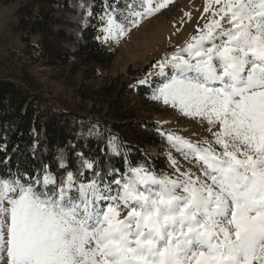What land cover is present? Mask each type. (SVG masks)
I'll return each mask as SVG.
<instances>
[{
    "label": "snow or ice",
    "instance_id": "6c2138e0",
    "mask_svg": "<svg viewBox=\"0 0 264 264\" xmlns=\"http://www.w3.org/2000/svg\"><path fill=\"white\" fill-rule=\"evenodd\" d=\"M171 3L105 0L96 38L118 42ZM201 19L136 82L206 122L211 139L199 143L157 129L199 174L171 154L174 173L131 161L116 137L106 150L122 168L71 143L56 156L59 175L44 163L32 173L9 167L0 175V264H264V0H205Z\"/></svg>",
    "mask_w": 264,
    "mask_h": 264
},
{
    "label": "trees",
    "instance_id": "16d2710c",
    "mask_svg": "<svg viewBox=\"0 0 264 264\" xmlns=\"http://www.w3.org/2000/svg\"><path fill=\"white\" fill-rule=\"evenodd\" d=\"M87 1L28 0L17 12L18 29L31 54L35 53L47 68L63 71L71 79L80 75L85 82L108 72L116 58V53L96 38L101 35L99 15L105 0ZM129 2L139 5L141 0H120L121 7ZM81 5L90 7L93 16L88 17ZM144 76L118 78L99 88H81L78 96L83 103L92 102L105 112L100 119L69 110L62 102L61 106L46 102L28 87L0 80V145H7L6 152L0 150V175L9 167L13 172L19 167L32 173L41 163L59 175L56 156L70 143L86 155L98 157L102 167L110 164L122 168L121 156L106 150L111 137L118 138L121 153L129 160H147L157 171L172 173L165 141L154 122L162 110L151 104V87L136 83ZM68 158L70 169L79 175L75 155L69 153Z\"/></svg>",
    "mask_w": 264,
    "mask_h": 264
},
{
    "label": "rangeland",
    "instance_id": "374dc122",
    "mask_svg": "<svg viewBox=\"0 0 264 264\" xmlns=\"http://www.w3.org/2000/svg\"><path fill=\"white\" fill-rule=\"evenodd\" d=\"M27 1L0 0V80L28 87L30 92L42 96L46 102L58 106L62 102L67 109L92 119H100L105 112L93 106L92 102L83 103L78 96L81 88H99L103 84L110 85L118 78L157 72L158 69L152 65L165 53L170 54L177 47H183L196 34L197 25L202 27L205 23V19H201L205 0H173L167 8L142 19L138 26L132 27L118 42L108 41L106 45L116 53L112 68L94 81L85 82L80 75L71 79L63 71L47 68L35 53L31 54L29 43L23 40V34L18 29L17 17V12ZM32 1L29 0L30 3ZM89 3L90 0L87 1ZM186 12L191 13V20L185 16ZM204 15L206 17L210 13ZM149 79L156 81L158 78L151 76ZM151 104L162 110L154 117V122L165 133H173L198 143L211 139L206 122L186 117L177 108L152 98ZM162 138L167 157L169 154L174 156L182 171L191 168L197 172L169 145L165 137ZM169 167L174 173L175 169L170 164Z\"/></svg>",
    "mask_w": 264,
    "mask_h": 264
}]
</instances>
